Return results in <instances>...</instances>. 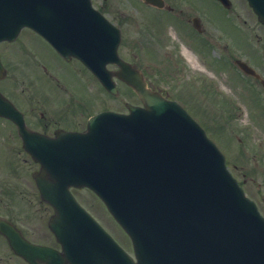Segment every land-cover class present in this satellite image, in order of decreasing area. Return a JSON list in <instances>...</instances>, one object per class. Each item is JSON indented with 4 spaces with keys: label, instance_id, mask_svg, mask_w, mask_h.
<instances>
[{
    "label": "water",
    "instance_id": "water-1",
    "mask_svg": "<svg viewBox=\"0 0 264 264\" xmlns=\"http://www.w3.org/2000/svg\"><path fill=\"white\" fill-rule=\"evenodd\" d=\"M13 1L14 11L9 9ZM32 1L0 0V35L11 28L16 33L21 20H29L28 7ZM250 1L264 21V0ZM130 82L143 98L145 109L157 117L153 129H149L147 119L141 120L138 113L91 122L90 134H78V145L73 152L77 166L61 169L59 177L94 189L126 230L145 245L154 244V259L143 252L141 264L193 262L198 256L187 252V242L194 238L202 220L209 222L205 217L214 216L219 222L223 218L231 223L236 220L226 215L228 211L220 215L216 206L223 202L225 182H220L216 175L223 157L203 136V142L197 137L199 129L189 118L171 115V111L167 116L165 100L145 88L133 75ZM74 205L78 212L76 226H85L87 233H100L109 242L103 249L92 247L94 256L89 260L94 259V264H113L112 258L120 259L121 250L82 208ZM214 206L216 210L211 209ZM259 220L253 212L247 219L264 251V229L258 228ZM233 233L236 237L237 229ZM72 248L67 245L66 251L70 253ZM221 249L224 252L217 257L209 256L211 264H264V255L254 253L249 245L240 249L227 242ZM102 251L107 252L108 260L100 257ZM206 252L210 253V248ZM81 255L79 252L78 256Z\"/></svg>",
    "mask_w": 264,
    "mask_h": 264
},
{
    "label": "flooded vegetation",
    "instance_id": "flooded-vegetation-1",
    "mask_svg": "<svg viewBox=\"0 0 264 264\" xmlns=\"http://www.w3.org/2000/svg\"><path fill=\"white\" fill-rule=\"evenodd\" d=\"M15 43H0V57L6 68V76L13 72L15 50L23 53L27 48L35 52L39 46L34 39ZM6 57L12 58V65L9 67L5 64ZM57 57L52 55L50 62L54 67L62 68L61 60ZM14 69L28 82L20 63H16ZM6 79L7 77L0 80V84ZM255 82L260 85L257 80ZM20 84L25 86L19 88ZM0 90L5 94L1 85ZM5 90L11 97H8L10 102L20 112L17 113V118L22 120V124L19 125L13 119L0 115V217L15 225L28 241L46 244L45 217L48 210L33 178L39 164L28 154L19 127L22 126L29 132H36L41 136H52L60 129L75 128L73 125L78 114L73 109L59 108L54 103L58 101L56 99L48 101L43 86L35 82L26 84L24 81L19 83L11 79L5 83ZM0 264H28L12 251L1 234Z\"/></svg>",
    "mask_w": 264,
    "mask_h": 264
},
{
    "label": "rangeland",
    "instance_id": "rangeland-1",
    "mask_svg": "<svg viewBox=\"0 0 264 264\" xmlns=\"http://www.w3.org/2000/svg\"><path fill=\"white\" fill-rule=\"evenodd\" d=\"M131 2H135V3H138L139 5H141L137 0H132ZM199 3L211 15V20H210V18L208 16V12L206 11V15L208 16V22L209 23L213 22L214 24L218 25V27L225 33V36L223 37V39L227 43H229V48L235 53H240V52H249L250 53L251 52L252 54L248 56V59L251 62H254L253 63L254 65H257V64L259 65V63H257V61H259L260 56H258L254 53L255 46H254V42L252 41V37L250 36V35L254 36L253 32L257 30L256 25L258 26V24L257 23L256 24H250L249 22H246L243 25L242 21H241L243 19L242 15L246 16L248 14V11L246 9H241L239 12L242 15H239V16L235 15V21L239 23L237 26V25L232 24V22L230 20L231 19L230 12H227L226 10H223L219 7H216L209 0H199ZM134 11H135V16L137 18V21H138L139 25L141 26L143 37H148V34H149V30H148V26H147L148 21L153 20L154 15H157L160 18V20L166 21L165 18L161 17V15H159V14H156L152 8H149L147 6L142 11H139L138 8L135 6ZM165 24H167L169 28L170 27L173 29H175L176 27L180 28V20L177 18H174L173 16ZM258 27H259V29L262 30V27L260 25ZM243 28H245L246 31L243 30ZM162 29H163V26L156 24L155 27L153 28V32L160 33ZM247 29L249 30V32L247 31ZM210 31L212 33L221 34V32H213V30H210ZM180 32H181L182 37H183L182 29L180 30ZM250 32L252 34H250ZM188 35L192 40V36L190 35L189 32H188ZM185 37L188 38L187 35ZM221 38L222 37L217 38L215 40V43L219 42L220 47H223V43H222L223 39H221ZM253 38H255V37H253ZM197 41H200V39L197 38ZM259 46L260 47L264 46L263 35L262 36L260 35L256 40V47H259ZM145 58H148L149 61L151 62V65H153L154 67H156V68L160 67L164 72H169V57L168 56H167V58H164L163 56L162 57H159V56L155 57V60L157 61L158 64H155L153 62V57L147 56ZM180 59L183 63H185L183 58H180ZM205 65L207 66V62H205ZM194 70H199V71H193V74L203 73L200 69H194ZM182 73L185 75L188 73V71L184 70ZM215 74L218 78H221V83H218L217 88L220 91L222 90L221 92L224 94L221 95L220 98L217 97L216 96L217 93H215V85H214V83H212L210 87L212 88L211 93H212L213 97L212 98L205 97L213 103L212 106L209 102L203 101V99L198 95H197L198 97L195 100H190L188 102V105H190L192 108H194L196 106V104H199V102H201V101L204 102V107L200 113V118H204L203 117V115H204L209 120V121H206V119L204 118V123H205L209 132L212 130H216L217 128L218 129L221 128L222 133H221V135H217L218 142H219L217 144L218 145L220 144L223 147V149H224L223 151H225L228 154V157L230 158L232 151H233L232 149L234 147L236 140H235L234 136H232V137L230 136V133L227 132L228 131L227 128L231 126V129L234 128L233 133H235L239 136H243L242 132L244 131V129L246 131L249 129V132H248L249 137H247V140L248 141L253 140L254 142L262 143L264 141V129H260L261 133H256L255 131H253L252 130L253 124L251 122V118L255 121H257V120L264 121V115L257 114L258 109L256 110V108H258V107L256 106L255 103H252L251 99H250L249 103H246L247 106L242 100H238L237 104H239L241 111H239L237 113V115L234 119L233 114H234V110L236 107H233V108L227 110L228 107L233 106L230 103L231 101L229 100V98L230 99H236L237 96H239L240 98H245V97L247 98L249 95L254 96V94L257 93L261 89H260V87H255L253 80H249V81H252V83L250 85L251 86L250 90H248L246 86H243L241 84V82H239V84L232 85L233 87H230L226 82V77H227V75H229L228 73L226 74L225 72H218ZM150 78L158 81L160 85L162 84V85L169 86V79H168V81H165L163 78L158 77V76H154V75H150ZM237 79H238V77H237ZM243 89L245 90V92H243ZM253 91H256V92L254 93ZM200 93L201 94L205 93V89L200 88ZM200 98H201V101H200ZM224 98L228 99V102L231 104V106L228 104V102ZM123 99L134 101V96H132L131 94H128V96L124 95ZM254 104H255L256 108H255ZM263 108H264V104H263ZM221 114L223 117L221 116ZM213 123H215V125ZM263 148H264V143H263ZM255 151H259V149H255ZM260 156L261 157L258 160L259 164L257 166H251V168H250V166H247V167L243 166L247 170V171H244L243 175L241 173V170L238 167L235 168L236 171L238 172V175H237V172H235L232 169L235 176H237V177L239 176V178L244 182V186L246 187L248 192L255 198H258L260 194L252 192L254 189V187L252 186L253 182L255 180H259V181L262 180L263 184H264V164H262V161H261L264 158V150H260ZM249 187L252 189H249ZM261 192H264V186L261 189ZM78 195H79V199L83 202V204H85L89 209H91L93 211V213L95 215H97V217H99L101 219V221L107 227H109L115 233L120 234V232L117 230L115 225L111 222V219L109 220L106 217V214H105L104 210L102 209V205L101 206L99 204L97 205L92 200L90 193L88 191L83 190V191L79 192ZM97 206L105 217L100 213ZM128 248L130 249V247H128Z\"/></svg>",
    "mask_w": 264,
    "mask_h": 264
}]
</instances>
